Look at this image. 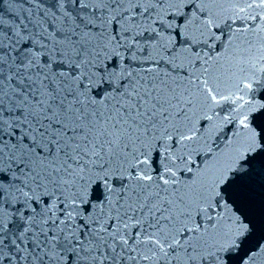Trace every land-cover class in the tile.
I'll return each instance as SVG.
<instances>
[{
	"label": "snow or ice",
	"instance_id": "6c2138e0",
	"mask_svg": "<svg viewBox=\"0 0 264 264\" xmlns=\"http://www.w3.org/2000/svg\"><path fill=\"white\" fill-rule=\"evenodd\" d=\"M70 2L0 33V264H264L229 203L264 155V0Z\"/></svg>",
	"mask_w": 264,
	"mask_h": 264
},
{
	"label": "water",
	"instance_id": "95a60500",
	"mask_svg": "<svg viewBox=\"0 0 264 264\" xmlns=\"http://www.w3.org/2000/svg\"><path fill=\"white\" fill-rule=\"evenodd\" d=\"M53 4L54 0H0V33L9 30H22L24 35L27 36L34 32H40L42 28H49V24L59 26L61 21L52 19ZM66 7L74 9V5L70 0ZM52 31L53 29L49 28V32ZM45 35H48V33H45ZM49 39L51 40L52 37L49 36ZM226 131L228 135H231L235 128L232 126V131H228V129ZM244 167L247 168L248 165ZM246 193L247 187L241 189L238 198L230 194V199L233 201V203L229 201L232 211L237 209L245 215ZM237 214L239 215V213ZM240 254L241 249L233 250L230 264H240Z\"/></svg>",
	"mask_w": 264,
	"mask_h": 264
}]
</instances>
